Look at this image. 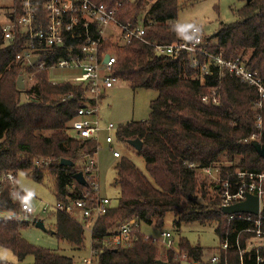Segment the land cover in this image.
Returning a JSON list of instances; mask_svg holds the SVG:
<instances>
[{
	"label": "trees",
	"instance_id": "1",
	"mask_svg": "<svg viewBox=\"0 0 264 264\" xmlns=\"http://www.w3.org/2000/svg\"><path fill=\"white\" fill-rule=\"evenodd\" d=\"M1 1L0 17L4 18L3 11L9 6ZM92 1L115 10L123 23L141 21L143 37L152 43H172L185 38L175 24L178 0ZM239 1L242 6L236 10L238 19L221 23L212 35L215 41H206L204 47L224 59L240 58L264 81V0ZM1 21L0 18V212L5 214L0 216V246L14 253L17 264H26L23 261L27 256L33 258L28 264H73L72 257L22 238L20 230L30 221V214L25 215L20 209L27 201L26 194L16 182L1 179L12 172L15 180L18 171H27L35 181H41L49 173L54 177L57 201L65 200L66 195L78 197L85 190L90 196L94 194L87 179L80 184L74 178L77 171H82L77 164L92 155L97 146L91 139L76 137L71 130L84 88L72 82L52 84L47 70H34L16 62L20 46L4 41ZM116 55L111 68L113 76L133 89L156 92L145 120L119 124L114 132L118 142L127 143L134 138L142 141L137 155L143 159L146 173L129 157L121 154L116 158L115 183L120 196L115 206L94 221L90 248L98 264H157L163 252L144 238L140 225L160 229L166 214L172 213L178 219L176 225L215 223L219 237L226 231L217 185L198 182L196 171L212 167L224 178L236 170H264V158L252 145L253 140L264 145V107L254 108L257 93L252 86L226 72L219 74L215 67L202 84L185 51L176 55L157 54L151 45L134 38L117 48ZM198 58L203 61L202 56ZM21 73L24 78L29 75L34 78L29 90L16 86ZM211 90L216 91L217 103L212 102ZM25 93L27 97L22 100L20 97ZM204 96L207 101H203ZM257 115L261 117V128L256 126ZM253 134L255 137L250 139ZM61 158L71 160L73 166L61 165ZM35 159L48 161V165L35 167ZM67 185L73 186L71 194ZM54 217L53 228L47 231L76 249L84 247L83 225L61 211H54ZM129 218L138 224L130 233V244L110 245L114 224ZM177 248L190 261L205 264L202 247L180 237ZM163 256L167 264H182L171 250H165ZM0 264L10 263L0 259ZM219 264L239 262L231 251L222 254ZM246 264L254 263L246 260Z\"/></svg>",
	"mask_w": 264,
	"mask_h": 264
},
{
	"label": "built area",
	"instance_id": "2",
	"mask_svg": "<svg viewBox=\"0 0 264 264\" xmlns=\"http://www.w3.org/2000/svg\"><path fill=\"white\" fill-rule=\"evenodd\" d=\"M8 9L1 21L3 39L6 43L14 42L20 46L15 55V61L34 70H47L48 80L52 84L72 82L84 88L82 102L77 108L76 116L71 121L73 134L82 139L96 142V150L92 155L85 156L79 162L82 173L89 181V191H81L78 197L66 195L65 200L56 201L51 209L61 211L77 219L88 222L87 228L92 233L93 223L100 215L106 213L111 206L108 197L100 194L98 182L97 156L100 132L104 133V142L111 150L113 157L121 153L113 149L116 125L108 122L100 123L98 103L100 94L111 88L119 79L111 74L112 65L117 60L116 49L128 43L131 39H139L151 45L157 54L176 55L181 51L188 54L191 67L198 70V78L203 84L204 77L212 73L211 68H217L219 74L226 72L252 86L257 99L255 109L264 107V81L256 72L249 70L240 58L224 59L220 55L207 51L204 47V35L196 27H192L187 36L172 43H152L143 37L142 22L123 23L116 17L115 10L107 9L102 3L92 0H9ZM58 53V55H56ZM55 58L52 61V58ZM198 56L203 57L200 62ZM107 57V60L105 58ZM36 58L31 64V59ZM48 62H54L49 64ZM54 68H74L78 72L73 78L56 79L50 74ZM100 69L106 74H100ZM212 92V102H218L215 90ZM70 97H63L62 100ZM203 101L208 97L204 96ZM261 117L257 115L256 126L261 128ZM253 134L250 139H253ZM35 167L47 166L48 161L35 159ZM203 173H217L215 181L218 189L220 208L246 198V194L256 195L259 199V210L256 214L236 212L225 214L226 231L219 237L218 246L212 250L205 264H219L222 254L235 253L239 264L253 260L254 264H264V170H236L224 178H220L217 169L205 167L199 169ZM230 176H232L230 178ZM1 180L14 181L12 172L6 173ZM71 194L73 186L67 185ZM25 214L34 213L29 203L21 204ZM49 211L47 206L42 212ZM90 221V222H89ZM241 226H236L237 224ZM138 226L134 218L119 222L113 231L109 244L126 245L130 241L131 231ZM153 244H160L166 250H171L175 259L188 260L185 252H179L177 242L168 230H162L158 237L144 235ZM94 250L89 249L83 264H98L94 260Z\"/></svg>",
	"mask_w": 264,
	"mask_h": 264
},
{
	"label": "rangeland",
	"instance_id": "3",
	"mask_svg": "<svg viewBox=\"0 0 264 264\" xmlns=\"http://www.w3.org/2000/svg\"><path fill=\"white\" fill-rule=\"evenodd\" d=\"M1 2L7 4L9 0H2ZM241 6L242 3L239 0H178V12L175 24L179 34H182L183 37H186L192 27H196L205 36V42L213 43L215 39L212 38V35L218 26L221 23L236 21L238 19L236 10ZM5 13L6 11H3V15ZM0 18L3 19V16ZM247 55L248 52L244 57L246 58ZM77 72L78 70L74 68H54L50 71V74L56 79H71ZM100 74H106V70L100 69ZM33 84L34 78L32 75H29L24 78L23 89L29 90ZM26 97L27 94L25 93L20 98L24 100ZM155 97L156 92L152 89H133L127 82L118 80L112 88L100 94L98 103L99 118L104 124L111 122L116 126L130 120H144L148 117L149 103ZM111 147L118 150L122 155L129 157L138 169L146 173L143 159L137 155V150L128 143L114 140ZM98 150L97 166L100 194L108 197L111 201V206H115L120 196V188L115 183L116 170L114 168V163L118 159L112 156L111 150L104 142L103 132H100ZM223 160L225 159L223 158ZM227 163L224 161V164ZM77 166L80 167V164L78 163ZM196 178L198 182H203V184L208 186L209 184L215 183L217 173L212 172L209 175L198 169L196 171ZM15 182L17 187L26 194L27 201L25 203H29L34 208V213L28 215L30 218L29 223L20 230L22 238L35 246L48 248L72 257L73 264H83L82 259L88 256L90 249L91 233L87 229L90 227V221L89 226H87L88 222L79 217L77 219L75 218L83 225L84 229V247H81V249H76L67 241L59 239L56 235L47 231L53 228L55 222L54 210L51 209L57 201L53 190L54 177L47 173L44 174L41 181H35L27 171H18L14 184ZM208 191L212 194L210 189ZM44 206L49 208V211L46 213L42 212ZM21 213L23 212L21 211ZM3 214L5 213L0 212V216ZM38 218L43 220L46 231L35 227L32 223L34 219ZM177 220V217L173 216L172 213H167L164 218V224L160 229L154 226L141 225L140 231L146 236L158 237L162 230H168L172 233L175 242L180 237H184L191 245H198L204 249L203 259L206 260L210 252L219 244V236L215 232L216 224L193 222L176 225ZM118 223L114 224L113 229ZM260 243L264 244V239ZM129 244L130 241L126 246ZM157 245L160 247L159 251L161 250L160 252L164 253L166 249L160 244ZM163 253L160 260L165 258ZM0 259L10 264L18 263L14 253L10 249L1 246ZM32 261V256H27L23 263L28 264L32 263ZM182 264L199 263L192 262L188 259L185 261L182 260Z\"/></svg>",
	"mask_w": 264,
	"mask_h": 264
},
{
	"label": "water",
	"instance_id": "4",
	"mask_svg": "<svg viewBox=\"0 0 264 264\" xmlns=\"http://www.w3.org/2000/svg\"><path fill=\"white\" fill-rule=\"evenodd\" d=\"M36 58H32L31 59V64H33L35 62ZM107 60V57L105 58L104 61ZM16 86L18 89H23L24 88V76L23 74H19L17 79H16ZM127 143L132 146L135 150H140L142 147V141L138 138H134V139H130L127 141ZM252 145L255 149V151L262 157L264 158V145L261 144L259 141L257 140H253L252 141ZM60 164L61 165H65V166H73V162L69 159L66 158H61L60 159ZM74 178L75 180L80 183V184H85L86 180L84 178V175L82 173V171H77L74 174ZM264 208V205H263ZM259 210V199L256 195L247 193L246 194V198L242 201L236 202L234 204L228 205V206H222L221 207V212L223 214H230V213H236V212H244V213H253L256 214ZM32 223L34 224L35 227L40 228L44 231H46L44 224H43V220L38 218V219H34L32 221ZM157 264H167L165 261L163 260H157L156 261Z\"/></svg>",
	"mask_w": 264,
	"mask_h": 264
},
{
	"label": "crops",
	"instance_id": "5",
	"mask_svg": "<svg viewBox=\"0 0 264 264\" xmlns=\"http://www.w3.org/2000/svg\"><path fill=\"white\" fill-rule=\"evenodd\" d=\"M113 86H114V85H113ZM113 86H112V87H113ZM112 87H111V88H112ZM109 89H110V88H109ZM99 119H100V118H99ZM144 120H145V119H144ZM100 123H101L102 125H105L104 123H102L101 120H100ZM97 161H98V160H97ZM151 226H152V225H151ZM139 229H141V225L139 226Z\"/></svg>",
	"mask_w": 264,
	"mask_h": 264
}]
</instances>
